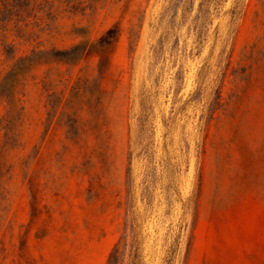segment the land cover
<instances>
[{
    "label": "rangeland",
    "instance_id": "obj_1",
    "mask_svg": "<svg viewBox=\"0 0 264 264\" xmlns=\"http://www.w3.org/2000/svg\"><path fill=\"white\" fill-rule=\"evenodd\" d=\"M0 264H264V0H0Z\"/></svg>",
    "mask_w": 264,
    "mask_h": 264
}]
</instances>
